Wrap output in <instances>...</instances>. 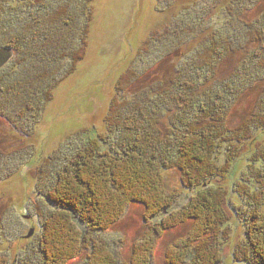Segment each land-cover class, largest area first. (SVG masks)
<instances>
[{
	"label": "trees",
	"instance_id": "trees-1",
	"mask_svg": "<svg viewBox=\"0 0 264 264\" xmlns=\"http://www.w3.org/2000/svg\"><path fill=\"white\" fill-rule=\"evenodd\" d=\"M163 1L167 9L172 7L171 0ZM249 1V4L244 5V0H231L230 6L227 5L222 10L220 7L224 0H211L208 10L203 14H196V5L189 8L183 6L168 31L175 29L188 35L200 32L203 41L199 43L198 50L188 51V60L175 79L159 78L156 87L149 88V95L140 99L143 96L140 94L133 104L123 105L125 118L118 126H128L127 123L133 124L139 118L141 130L136 132L135 129L132 132L129 126L131 137L130 134L125 136L115 146L118 149L115 152V149L103 152L90 144L66 156L61 164L58 163L59 166L56 165L51 176H46L47 172H44L48 180L54 175L56 183L53 188L49 186L50 181L44 185V198L55 212L46 220V225H43V236L39 241L43 264H68L69 261L82 257L85 264H117L105 242L94 235L117 224L131 203L144 207L145 220L156 218L160 213L166 214L179 197L166 189L162 174L171 162L181 174L183 187L196 193L189 197L186 205L168 214L160 223L163 231L156 235L183 225L189 226L185 237L176 241L167 252V263L223 264L220 242L224 243L229 238L231 216L227 207L230 206V200L225 189L211 186L210 182L218 177L225 178L229 172L228 167H231L237 155L229 157L227 166L223 169L215 168L211 157L216 143L243 145L252 140L256 131L264 130V90L259 95L255 113L234 128L228 126L232 107L259 84L264 83V77L261 78L263 70L253 67L251 63L243 64L236 67V71L235 68L232 70L226 82H212L216 80L220 67L238 49H251L250 59L254 58L252 52L256 51L257 64L259 60H264V53L259 51H264V12L256 17L253 24H249L253 28L250 32L252 37L245 46L228 36L230 29L235 28V24L231 23L235 14L234 7L245 15L264 5V0ZM91 2L92 0H19L12 6L8 0H0V48L12 49L15 58L21 50L34 51L40 45L43 53L42 69L45 72L43 67L49 66L50 60L46 58L49 52L65 48L66 44L71 43L72 53H67L64 57H69V74H72L86 53L88 28L92 19ZM12 7H18L12 11L15 12L14 17L9 14ZM218 10L224 12V23H227L222 32L211 28ZM231 11L234 14L231 15ZM228 23L232 28L228 27ZM186 28L191 32L183 31ZM177 36L179 38L175 41L171 36V43H177L176 49L196 40L181 36V33ZM149 42L150 40L147 41L148 45ZM239 71L247 77L246 81L243 82L238 77L236 72ZM39 74L34 79L39 78ZM127 76L120 79L119 85L132 87L139 78L133 75L127 79ZM29 77L31 75L22 76L23 79ZM48 78L50 77L40 79L34 85L26 83L19 90L9 87L13 99L24 100L26 97L42 95L48 87L44 86L45 82L50 81L46 80ZM1 89L0 93L10 94V91L2 92L4 90ZM43 95L50 101V92L46 91ZM178 114L180 115L176 119ZM165 116L168 123L164 125L162 119ZM158 133L165 137H160ZM249 162L247 171L232 189L241 202L236 216L241 219L242 215V220L237 219L245 229L244 241L248 249L246 254L242 249H237L235 256L240 259V255H245L248 260L249 254L254 261L252 264H264V147L255 151ZM244 206L246 210L239 214ZM149 239L145 233L136 242L131 264H150L148 257L152 253V244Z\"/></svg>",
	"mask_w": 264,
	"mask_h": 264
},
{
	"label": "rangeland",
	"instance_id": "rangeland-1",
	"mask_svg": "<svg viewBox=\"0 0 264 264\" xmlns=\"http://www.w3.org/2000/svg\"><path fill=\"white\" fill-rule=\"evenodd\" d=\"M8 1L15 6L19 0ZM230 1L224 0L220 9L230 6ZM244 1V5L250 2ZM170 3L173 5L167 9L163 0H92V19L88 28L86 53L72 74H69L71 69L69 57H64L67 53H72L71 43L66 44L65 48H56L49 52L46 58H49L50 62L48 67L44 65L45 72L42 69L43 53L40 51V45H37L34 51L21 50L0 69V88L4 90L2 92L10 91L7 95L0 93V264H43L39 241L43 236V225H46V220L55 212L44 198L43 194H46L44 185L50 181L49 186L53 188L56 183L54 175L48 180L44 172H47L46 176H51L56 165L61 164L66 156L90 144H94L103 152L118 150L115 146L130 134L129 126L132 132L135 129L136 132L140 131L142 126L139 118L134 120L133 124L127 123L128 126L123 124L118 126L125 118L123 105L133 104L140 94H143L141 99L151 93L149 88H155L159 78L175 79L176 74H180L188 60L186 58L188 51L198 50L199 43L203 41L200 32H193L192 36L175 29L168 30L172 28L170 25L175 16L180 14L183 6L189 8L196 5L198 8L196 14H203L208 10L211 0H171ZM12 8L9 14L14 17L15 12L12 11L18 7ZM235 8V14L231 11V15L234 14L231 23L235 24V28L228 23V27L232 28L228 36L245 46L252 37L250 32L253 28L249 24H253L256 17L264 12V5L257 10L248 11L245 15ZM222 10L216 12L211 23L213 24L211 28L220 32L227 26V23H224L225 14ZM23 15L25 16V13ZM183 31L191 32L189 28ZM179 33L181 36L196 40H191L192 43L176 49L177 43H171V36L175 41L179 38L177 36ZM148 40H150L149 45ZM249 51H251L249 48L235 51L223 67H220L218 76L212 83L226 82L234 68L236 71V67L249 63L255 68H262L261 78H263L264 60H259L257 64L256 51L252 52L253 59H250ZM259 51L264 53L263 50ZM236 73L241 81H246L247 77L244 73L241 71ZM25 74L31 77L23 79L22 76ZM38 74L39 78L34 79ZM125 75H128L127 79L133 75L139 78L132 87L126 88L119 85L120 79ZM47 76L50 78L46 80L50 81L45 82L44 86L48 85V87L43 89L45 92H50V101L45 99L44 91L42 95L26 97L24 100L13 99L9 87L19 90L20 86L26 83L34 85ZM263 88L264 83L259 84L255 90L232 107L229 111V127L240 125L244 119L255 113ZM180 114L176 115V119ZM154 121L157 122L156 119ZM162 121L164 125L168 123L166 116ZM158 135L165 137L160 133ZM144 141H146L145 137ZM215 145L216 149L213 151L211 161L217 169L226 168L227 159L237 155L231 167H228L229 172L226 177L223 179L218 177L210 182L211 186L225 189L230 200V206L227 207L231 216L229 238L224 243L220 242L223 264H252L254 261L249 254L248 260L245 255H240V259H236L235 256L237 249L240 251L242 249L245 254L248 249L244 241L245 229L240 222L242 215L241 219L236 216L241 202L233 194L232 189L247 171L252 154L264 147V130L256 131L252 140L243 145L222 142ZM167 165L168 169L162 172L165 187L170 193L179 197L166 214L160 213L156 218L145 220L144 207L131 203L126 207L123 218L117 224L105 232L94 235L105 242L117 264H131L135 244L145 233L150 237L152 244V253L150 258L148 257V262L168 264L167 252L172 249L176 241L185 237L189 230L188 225H183L165 231L162 235H156L163 231L160 228L162 219L180 210L188 203L189 197L196 193L183 187L181 174L174 169L172 162ZM244 210H246L245 206L239 214ZM31 229L34 233L30 238H26ZM68 264H85V260L83 257L75 258Z\"/></svg>",
	"mask_w": 264,
	"mask_h": 264
},
{
	"label": "water",
	"instance_id": "water-1",
	"mask_svg": "<svg viewBox=\"0 0 264 264\" xmlns=\"http://www.w3.org/2000/svg\"><path fill=\"white\" fill-rule=\"evenodd\" d=\"M13 58V51L10 48L2 47L0 48V69L7 65L10 60ZM34 233V230L31 229L28 233V236L26 238H30L32 234Z\"/></svg>",
	"mask_w": 264,
	"mask_h": 264
}]
</instances>
